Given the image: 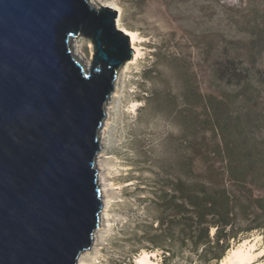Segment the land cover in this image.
Here are the masks:
<instances>
[{"label": "rangeland", "instance_id": "1", "mask_svg": "<svg viewBox=\"0 0 264 264\" xmlns=\"http://www.w3.org/2000/svg\"><path fill=\"white\" fill-rule=\"evenodd\" d=\"M90 1L119 5L121 27L138 31L144 46L138 62L120 68L107 103L98 157L101 229L78 264H136L145 252L157 264H203L202 250L173 243L178 235L169 249L155 245L162 209L153 194L206 176L220 139L216 122L242 124L264 139V0ZM77 39L76 57L90 66L93 43ZM172 213L163 216L170 222ZM242 242L259 253L255 264H264L263 231L243 234L226 255Z\"/></svg>", "mask_w": 264, "mask_h": 264}, {"label": "water", "instance_id": "2", "mask_svg": "<svg viewBox=\"0 0 264 264\" xmlns=\"http://www.w3.org/2000/svg\"><path fill=\"white\" fill-rule=\"evenodd\" d=\"M118 10L0 0V264H78L101 224L106 105L134 57ZM93 43L88 68L73 54Z\"/></svg>", "mask_w": 264, "mask_h": 264}, {"label": "trees", "instance_id": "3", "mask_svg": "<svg viewBox=\"0 0 264 264\" xmlns=\"http://www.w3.org/2000/svg\"><path fill=\"white\" fill-rule=\"evenodd\" d=\"M225 128L216 122L220 139L210 150L206 176L197 173L188 188L173 180L153 194L162 209L155 245L169 249L171 237L178 235L173 243L202 250L203 264H217L243 234L264 233V139L258 141L257 131L242 124ZM168 211L173 212L170 222L163 216Z\"/></svg>", "mask_w": 264, "mask_h": 264}, {"label": "bare ground", "instance_id": "4", "mask_svg": "<svg viewBox=\"0 0 264 264\" xmlns=\"http://www.w3.org/2000/svg\"><path fill=\"white\" fill-rule=\"evenodd\" d=\"M90 2L92 4H94V1H90ZM109 5L113 6L116 9L119 6V5L116 6L113 4H109ZM117 25L120 29H123L127 34H129V36L131 38L132 47L134 49V57L132 58V61H130L128 63V65L130 63L138 62V60L140 58H142V55H143V46H144L143 41L144 40L142 39V37L138 33V31H134L132 29H129L126 26L121 27L120 19H117ZM77 41H78V39L75 38L74 43ZM75 47H76V44L73 46V54L76 56V48ZM85 67L88 68L89 66L87 64H85ZM117 87H118V82L116 80V89H117ZM116 89H115V92L111 95L109 100H111L112 97L116 96ZM106 109H107V105H106ZM109 116H110V114L107 116V119H109ZM104 125H105V123L103 124V126ZM103 126H102V128H103ZM101 131H102V129H101ZM101 131H100V133H101ZM103 155H104V150L98 154V157H102ZM100 177H101V175H100ZM100 229H101V225L99 226V228L97 230H100ZM253 248H254L253 246L248 247L245 242H242V243H240V245L232 248L229 251L228 255H226L225 258L222 259L221 264H255L256 259L259 258L258 256H260V255H259V253H255ZM85 252L86 251H84L79 256L78 261H79V259L82 260V257L84 256ZM260 253H264V250H262V252H260ZM136 264H157V263L152 260V258L150 257V254L148 252H145L143 255H141L138 258Z\"/></svg>", "mask_w": 264, "mask_h": 264}]
</instances>
